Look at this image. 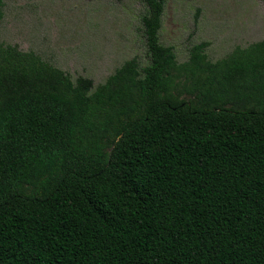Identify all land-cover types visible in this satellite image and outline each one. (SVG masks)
<instances>
[{
    "label": "trees",
    "instance_id": "obj_1",
    "mask_svg": "<svg viewBox=\"0 0 264 264\" xmlns=\"http://www.w3.org/2000/svg\"><path fill=\"white\" fill-rule=\"evenodd\" d=\"M167 2L97 86L0 40V264H264V40L179 63Z\"/></svg>",
    "mask_w": 264,
    "mask_h": 264
},
{
    "label": "rangeland",
    "instance_id": "obj_2",
    "mask_svg": "<svg viewBox=\"0 0 264 264\" xmlns=\"http://www.w3.org/2000/svg\"><path fill=\"white\" fill-rule=\"evenodd\" d=\"M0 40L37 53L73 80L104 83L126 61L147 65L143 0H3ZM264 40L263 0H168L160 41L179 63L195 44L209 42L217 61L237 46Z\"/></svg>",
    "mask_w": 264,
    "mask_h": 264
}]
</instances>
